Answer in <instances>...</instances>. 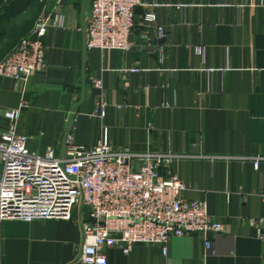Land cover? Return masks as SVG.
<instances>
[{
  "label": "crops",
  "instance_id": "1",
  "mask_svg": "<svg viewBox=\"0 0 264 264\" xmlns=\"http://www.w3.org/2000/svg\"><path fill=\"white\" fill-rule=\"evenodd\" d=\"M142 2L127 51L85 48L90 0L0 3V35L24 11L62 25L42 40L43 71L24 86L0 77V109L19 110L17 132L36 155H58L70 131L87 149L104 140L172 156L161 175H176L183 198L204 201L225 227L208 235V254L192 235L171 239L166 255L154 245L106 248L107 264H264V0ZM78 217L0 222V264H79Z\"/></svg>",
  "mask_w": 264,
  "mask_h": 264
},
{
  "label": "built area",
  "instance_id": "2",
  "mask_svg": "<svg viewBox=\"0 0 264 264\" xmlns=\"http://www.w3.org/2000/svg\"><path fill=\"white\" fill-rule=\"evenodd\" d=\"M10 1L0 0L1 6ZM142 5V0H90V16L82 30L85 48L129 50L134 12ZM153 20L154 15L147 14L146 21ZM61 26L59 17L53 21L39 17L0 61V77L24 86L32 74L43 71L42 40L50 27ZM157 32L162 40L163 29ZM94 86L101 87L99 82ZM103 108L99 104L101 116ZM18 115V109H0V222L71 221L77 212L82 237L79 264H107L106 248L129 254L139 244L159 246L166 255L171 239L192 235L204 238L208 254L212 248L208 235L225 232L204 201L183 198L186 186L176 175L170 171L161 175L172 156L135 155L114 150L104 140L87 149L74 143L70 131L64 134L58 155L52 149L36 155L17 132Z\"/></svg>",
  "mask_w": 264,
  "mask_h": 264
},
{
  "label": "trees",
  "instance_id": "3",
  "mask_svg": "<svg viewBox=\"0 0 264 264\" xmlns=\"http://www.w3.org/2000/svg\"><path fill=\"white\" fill-rule=\"evenodd\" d=\"M20 15H24L21 18ZM37 20V13L33 15H28L26 11L24 14H19L18 16L12 17L8 22L5 29L0 35V60L13 50V48L18 44L20 39L27 36L31 32V28Z\"/></svg>",
  "mask_w": 264,
  "mask_h": 264
},
{
  "label": "rangeland",
  "instance_id": "4",
  "mask_svg": "<svg viewBox=\"0 0 264 264\" xmlns=\"http://www.w3.org/2000/svg\"><path fill=\"white\" fill-rule=\"evenodd\" d=\"M12 17H14V16H12ZM12 17H11V18H12ZM7 22H8V21H7ZM7 22H6V23H7ZM4 24H5V23H4Z\"/></svg>",
  "mask_w": 264,
  "mask_h": 264
}]
</instances>
